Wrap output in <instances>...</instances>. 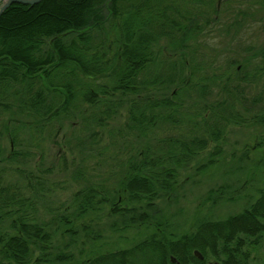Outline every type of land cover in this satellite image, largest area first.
I'll use <instances>...</instances> for the list:
<instances>
[{
	"label": "trees",
	"instance_id": "obj_1",
	"mask_svg": "<svg viewBox=\"0 0 264 264\" xmlns=\"http://www.w3.org/2000/svg\"><path fill=\"white\" fill-rule=\"evenodd\" d=\"M242 1L259 4L264 12V0ZM211 2L42 0L34 5L11 4L0 15V139L6 134L12 145L8 152H0V165L23 155L18 150L22 142H17L23 128L30 133L37 130L43 134L42 129L52 121H58L62 126L60 121L72 120L82 100L95 106L99 101L110 103L118 92L139 98L144 92L143 87L138 88L135 84L140 87L145 84L150 66L154 88L159 89L165 83L178 82V86L184 81V84L191 83V80L182 81L177 77L190 69L193 70L191 78L199 69L195 57L186 51L192 47L190 40L198 35V31L211 20L220 18L221 10L216 9L217 15L212 18L209 10L200 6ZM179 3L184 5L183 11L178 8ZM200 17L207 21L201 27L197 23ZM163 38L167 41L165 45L160 44ZM160 50H170L178 58L161 55ZM148 51L152 52L151 56ZM169 59L171 61L166 63ZM227 63L225 69L218 72V80H237L240 77L238 65H254L255 72L243 79L256 80L264 75V42L256 55L242 61L232 58ZM139 75L142 79L137 82ZM93 80L102 82L93 86L90 83ZM178 91L174 90L169 99L166 92V102L161 106L156 97L160 91L153 90L154 111L161 106L163 112L158 110L157 113L167 116L168 124L176 127L179 134H194V131H183L179 126L178 116L185 118L191 105L186 111L182 109V100L187 102ZM235 96L239 100L240 91ZM227 99L209 105L215 116L212 120L199 114L203 122L199 132L204 131V134L194 135L191 143L178 139L164 152L160 147L162 141L158 140L154 145L149 141L147 146L153 150L150 162L147 157L140 158L139 152L132 157L135 161L128 165L130 171L126 172V177L119 178V188H115L116 193L123 190L125 200L103 199L100 186L87 185L75 193L73 220L99 211L105 201L112 202L109 214L124 216L126 226L151 228L149 234L128 247L106 250L102 246H92L89 250L83 248L74 252L65 249L70 245L68 243L54 245L52 240L57 231L46 229L35 216L36 205L39 206L44 192L51 188L44 181H37L32 171L25 184L5 183L8 180L0 175V264H207L206 258L210 254L222 259L223 264H233L231 254L236 259L234 264H245L249 258L244 251L246 245L254 246L256 237L264 233V189L242 213L219 220H203L194 231L180 236L172 231L170 218L157 219L150 212L157 211V198L174 189L179 167L189 164L201 153L205 154L206 161H199V168L217 163L221 151L218 147L208 151L209 142L212 138L215 141L222 138L220 134L229 122L228 117L235 116L234 106ZM113 108L108 107L105 114ZM132 116L137 125L142 124V115ZM224 189L221 186L209 195L220 197ZM60 221L59 229L74 233L73 221L68 215H62ZM195 249L202 251L206 258L199 259ZM173 257L176 262L171 260Z\"/></svg>",
	"mask_w": 264,
	"mask_h": 264
},
{
	"label": "rangeland",
	"instance_id": "obj_2",
	"mask_svg": "<svg viewBox=\"0 0 264 264\" xmlns=\"http://www.w3.org/2000/svg\"><path fill=\"white\" fill-rule=\"evenodd\" d=\"M237 2L239 5L233 11L226 2L222 4L219 21L211 20L208 22L209 25L204 26L206 19L201 17L198 19V25L205 28L198 31V35L190 40L192 47L186 53L195 57V63L200 69L195 70L191 78L193 70L190 69H186L185 73L177 77L182 81L191 80V83L185 85L184 81L181 86L177 85L178 82L165 83L161 86L164 92H167L168 99L174 90L181 93L182 89V97L187 102L182 100V109L185 111L187 106L194 104L189 102V98H196L198 103L192 105L186 111L188 113L194 110L198 111L202 118L207 114L206 117L212 119L215 116L209 105L227 97L236 114L227 120L229 122L220 134L223 137L213 141L212 147L220 145L218 148L221 155L217 157V163L201 165L199 168L198 162L206 161L205 154L201 153L189 164L179 167L174 189L170 194L157 198L155 204L157 211H150L157 219L170 218L173 224L171 229L179 236L194 231L203 220L210 218L219 220L242 213L259 196L258 192L264 189V111L261 108L264 105V99L262 100L264 97L259 101L260 92L264 88V75L262 79L258 76L256 80L252 79L254 81L249 82L243 78L255 72L254 65L241 67L238 79L242 81L238 79L230 81L237 85L241 93L239 101L236 99L237 91L232 84H228L226 95L222 93L218 84H207L215 72H222L225 69L229 59L237 58L242 61L247 56L256 55L257 49L264 42V12L260 10L261 6L241 0ZM183 6L179 3L180 11L184 10ZM200 6L208 9L210 16L214 18L217 15L216 9L219 10V0H212L211 3ZM166 42L163 38L160 44L165 45ZM160 54L173 56L172 59L178 58L170 50H160ZM170 61L169 59L166 63ZM216 66L221 69H215ZM201 79L206 84L199 97L195 90L200 87L197 81ZM87 81L89 82L88 79ZM100 82L102 80L90 81L93 86L99 85ZM220 86L223 87L221 83ZM152 90H157V87ZM141 93L143 97L144 93ZM156 97L159 98L160 93ZM112 98V102L99 101L96 106L82 100L76 114L71 117L72 120H61L62 126L58 121H52L46 129H42L43 134L37 130L30 133L23 128L17 141L22 142L18 150H21L23 155L11 162L5 160L0 165L1 177L4 176L8 180L5 183L16 185L15 183H20L32 171L37 181H44L51 188L44 192L46 194L40 199L39 206L36 205L35 216L38 223L44 225L46 229L57 231L52 240L55 242L54 245L70 244L66 250L76 252L83 248L89 250L92 246H102L106 250L128 247L149 234L151 228L147 230L145 226H126L124 216L109 214L112 202L104 201L99 211L87 213L81 218L75 217L73 220L71 212L74 210L72 205L75 204V193L87 185L100 186L103 199L112 198L113 202L125 200L123 190L116 193L115 188H119V178L126 177V172L130 171L127 167L131 158L143 151L145 144L141 140L147 138L152 145L158 140L162 141L160 147L164 146L165 151L178 139L188 140L179 134L176 127L166 123L162 129L157 127L158 131L154 135L142 136L139 139L135 129H127L124 126L131 123L130 116L135 96L118 92ZM110 106L114 108L111 113H107L110 116H107L105 111ZM227 112L230 110L227 109ZM121 127H124L122 132ZM215 128L217 132L219 125ZM201 134H204V131H194L191 135ZM169 138L173 140L169 141ZM10 141L11 139L4 134L0 139V152L9 151L12 145ZM149 156L152 157L153 153ZM221 186L225 187L222 197L216 195L210 197V192ZM215 199L218 201L214 202ZM121 204L126 206V203ZM62 215H68L73 221L74 233L67 232V229H59ZM256 241L254 246L245 247L249 257L245 264H264V233L258 235ZM36 254L37 252L34 256ZM206 259L209 261L213 258L209 255ZM220 260L223 264V260Z\"/></svg>",
	"mask_w": 264,
	"mask_h": 264
},
{
	"label": "flooded vegetation",
	"instance_id": "obj_3",
	"mask_svg": "<svg viewBox=\"0 0 264 264\" xmlns=\"http://www.w3.org/2000/svg\"><path fill=\"white\" fill-rule=\"evenodd\" d=\"M237 1H239V0H229L228 2L226 1L227 2L226 5L227 6H230L231 9H232V11H233L236 8V6L239 5V3ZM223 3H224L223 0H219V6H218L219 7V10L222 9L221 6H223L222 5ZM213 21H219V18L217 20H213ZM147 54L149 56H151L152 52L151 51H148ZM241 67H242V65H238V67H236V68H238V71H239L241 69ZM148 68H149V74L147 76H145V82H144L145 84L143 86H141V87L139 85L135 84V86L138 87V88H142L143 87L144 96L142 97V93H141V96L139 98H135L134 99L135 103H133L134 104V107H133V109L131 111V116H130L131 123L128 124V125H124L127 129H132V130L135 129V133L138 134L137 136L139 137V139H141L142 136L146 137V136H152V135H154L158 131V129H156L157 127H159L160 129H162V128H164L163 126L165 125V123L166 124L169 123V120L168 119H165L167 116H164L163 114L160 116V114L163 112L161 106L163 105V102H166L165 101V98H167L165 96L166 93L164 92V90L162 89L161 86H160L159 89H157V90L160 91V94H161V97L157 98L159 100V103H161V106L155 108V111H154V106H153L154 103H152L154 101V99H155V98H153V93H152L153 92L152 89L154 88L153 87V82H152L153 79H152V76H151V73H153V72H151L152 71V66H150ZM199 69H200V67H199ZM196 70H198V68ZM217 74H218V72H215L214 76H212V78L208 79V80H211V81L209 83H207V84L208 85L218 84L219 87L222 90V93L224 95H226L227 94L226 88H228L227 86H228V84L230 82L229 81L221 82L220 80L217 79L218 78L217 77ZM262 76L263 75H261L259 77L261 78ZM141 79H142V77H141V75H139L137 77L136 81L139 82ZM216 80H218V81H216ZM201 81H197V85H199L200 87L197 90H195V91H197V93H199V97H201V95H202V91L201 90L204 91V89H205V85L204 84H206V83H204V80H201ZM220 83L222 84L223 87L220 86ZM230 84L233 85L234 90L236 89V91L238 93L239 89H237V85L235 86V84H233V83H230ZM263 93H264V88L260 92L261 97H259L260 98L259 101L261 100L262 97H264L263 96ZM180 94L182 95V93H180ZM137 99H138V101H137ZM223 99L226 100L227 97H224ZM263 99L264 98H262V100ZM196 100H197L196 98H191V97L189 98V102L194 103V104L198 103ZM182 104H183V102H182ZM194 104H191V106L194 105ZM261 108L264 111V105ZM158 110H161V113H157ZM133 114L134 115H137V116L138 115H140V116L142 115L143 116L142 121H141L142 124L137 125V123L132 118L133 117L132 116ZM206 116H208V115L206 114ZM178 117H179V121H180L179 126L181 127V129L183 131H190V130H192V131H195L196 132V131L201 130L200 127L203 125V122H202V119L199 120L201 118V116L199 115V113L197 111H194L193 110L191 113H189L188 115H186L185 118L182 117V115L181 116H178ZM229 118L230 117H228V120H229ZM153 120H155V121H153ZM210 120H212V119H210ZM159 121H162V122H159ZM195 121H197V122H195ZM194 123H196L195 126H194ZM123 130H124V127H121V132ZM183 136L185 138L187 136H190L191 137L190 138L191 140L190 139H188V140L181 139V140H185V142L188 143V144L192 142L193 136L191 134L190 135L189 134H184ZM162 139H164V138H162ZM171 140H173V139H170L169 138V141H171ZM213 141H215V140L212 138V140L209 142L210 143V145H209L210 148L208 149V151H211V150H214L215 151L217 149V147L220 146L219 144H217L219 146L216 145L215 148L212 147ZM141 142L143 144H145L144 145L145 147L143 148V151L142 152L141 151L139 152V154H140L139 157L140 158L141 157L142 158H145V157H147L146 155H148L147 162H150L151 159H152V157H150L149 154L151 155L153 153V150L150 147L147 146V143L149 142V139L145 138L144 140H141ZM176 142L177 141H175L174 143H176ZM180 143H181V141H180ZM169 146L171 147V145H169ZM180 147L182 148V146H180ZM162 148L164 149V152H166L165 151V147H162ZM218 149L220 150V148H218ZM133 159H135V158H131L130 165H131V163L133 161H135ZM22 175H24V174H22ZM28 181H29V179L24 177V179H22L21 182L25 184V183H28ZM196 250H198V249H195V251ZM195 251H194V253H195ZM244 251H245V249H244ZM200 252L203 255L202 259L196 253H195V255L199 259L204 260V258H206V256L202 253V251H200ZM210 255L212 256L213 259L212 260H209V261L207 260V264H221L222 263V261L220 259H218L216 255H214V254H210ZM231 256H232V254L230 255V261H231V263L234 264V262H236V259H234V257H231Z\"/></svg>",
	"mask_w": 264,
	"mask_h": 264
},
{
	"label": "water",
	"instance_id": "obj_4",
	"mask_svg": "<svg viewBox=\"0 0 264 264\" xmlns=\"http://www.w3.org/2000/svg\"><path fill=\"white\" fill-rule=\"evenodd\" d=\"M0 1L2 2V4L0 5L1 6L0 15L3 13L5 9H7L13 3L34 5L36 3H39L40 1L42 2V0H0ZM195 253L202 259L203 255L199 250H196ZM171 260H173V262L177 261L175 257H173Z\"/></svg>",
	"mask_w": 264,
	"mask_h": 264
}]
</instances>
